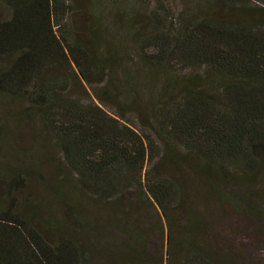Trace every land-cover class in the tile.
<instances>
[{"label":"trees","instance_id":"16d2710c","mask_svg":"<svg viewBox=\"0 0 264 264\" xmlns=\"http://www.w3.org/2000/svg\"><path fill=\"white\" fill-rule=\"evenodd\" d=\"M166 1L0 0V100L49 142L84 201L153 206L169 227L190 194L180 158L264 179V0ZM107 11L132 55L107 37ZM60 213L62 228L41 209L0 207V264H91L94 244L77 234L93 225L74 203ZM168 233L164 262L139 236L115 264H233L196 234Z\"/></svg>","mask_w":264,"mask_h":264},{"label":"rangeland","instance_id":"374dc122","mask_svg":"<svg viewBox=\"0 0 264 264\" xmlns=\"http://www.w3.org/2000/svg\"><path fill=\"white\" fill-rule=\"evenodd\" d=\"M189 3L190 0L166 1L167 7L175 11ZM2 13L0 8V15ZM108 13H101L107 37L132 55L130 32L126 34L127 29L124 22L118 20L119 16L113 18ZM81 18L85 19V16ZM17 110L19 108L14 110L0 100L2 210L41 209L62 228L60 205L74 203L79 219L93 225L92 231L77 234L83 243L94 244L91 264H115L127 256L128 246L138 244L139 236L144 237L147 254L156 256L160 253L164 255V262L169 228L175 242L185 234H196L198 243L208 250L229 253L233 264H264L263 178L249 181L228 173L213 176L201 166L180 158L176 174L190 194L188 202L173 212L169 227L153 206L126 202L113 209H102L84 201L72 190L70 175L58 153L32 123L18 117ZM156 166L151 165L149 171L163 172Z\"/></svg>","mask_w":264,"mask_h":264}]
</instances>
